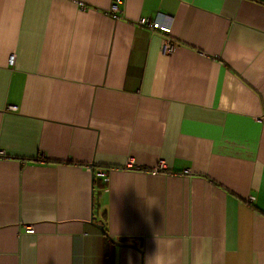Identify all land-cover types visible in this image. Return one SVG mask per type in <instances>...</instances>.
I'll use <instances>...</instances> for the list:
<instances>
[{
	"label": "crops",
	"instance_id": "0c3cea01",
	"mask_svg": "<svg viewBox=\"0 0 264 264\" xmlns=\"http://www.w3.org/2000/svg\"><path fill=\"white\" fill-rule=\"evenodd\" d=\"M111 2L0 0V264H264V0Z\"/></svg>",
	"mask_w": 264,
	"mask_h": 264
},
{
	"label": "built area",
	"instance_id": "2783aa9c",
	"mask_svg": "<svg viewBox=\"0 0 264 264\" xmlns=\"http://www.w3.org/2000/svg\"><path fill=\"white\" fill-rule=\"evenodd\" d=\"M120 3H121L120 0H112L110 6L107 9V13L110 15V17H112L115 20L121 18L120 8H119V4ZM80 6H81V8H84V5L82 3H80ZM163 18L166 19L167 17L164 16V15H161V14H158L153 19L143 17V18H140V19L137 20V24L139 26L146 27V28H148L150 30L161 29L163 32H168L169 31V26L168 25H164V24L161 23V20ZM172 49H173V46H172V44L169 41L164 42V50L165 51H171ZM13 60H14V55H11L10 58H9V62L13 63ZM9 109L15 110L16 107L11 106V107H9ZM126 167L139 168L137 165H135L134 160H132L131 158H129L128 161H126ZM163 168H164V163L160 162L156 167H154L152 169V172L161 171ZM98 176L102 177V178L104 177L105 181L108 179L107 176H106V173L103 170H99L98 171ZM25 232L26 233H33L34 232L33 225H27L25 227Z\"/></svg>",
	"mask_w": 264,
	"mask_h": 264
},
{
	"label": "water",
	"instance_id": "95a60500",
	"mask_svg": "<svg viewBox=\"0 0 264 264\" xmlns=\"http://www.w3.org/2000/svg\"><path fill=\"white\" fill-rule=\"evenodd\" d=\"M94 178V174H92V179ZM99 228H103L101 225H99ZM129 239L127 237H119L116 241H113V243L115 244H118V245H121L123 244L124 242L128 241ZM127 245L133 247V248H139L141 246V239H138V240H130L129 243H127Z\"/></svg>",
	"mask_w": 264,
	"mask_h": 264
}]
</instances>
